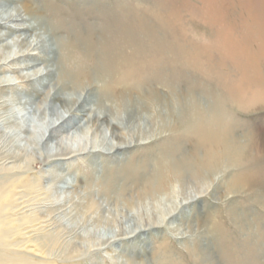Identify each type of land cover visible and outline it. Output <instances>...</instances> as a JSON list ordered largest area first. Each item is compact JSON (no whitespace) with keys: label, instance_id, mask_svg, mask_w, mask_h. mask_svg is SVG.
Masks as SVG:
<instances>
[{"label":"rangeland","instance_id":"obj_1","mask_svg":"<svg viewBox=\"0 0 264 264\" xmlns=\"http://www.w3.org/2000/svg\"><path fill=\"white\" fill-rule=\"evenodd\" d=\"M204 2L0 0L25 19L0 49L26 38L39 72L0 66V264H264V0ZM58 96L86 152L38 142Z\"/></svg>","mask_w":264,"mask_h":264},{"label":"bare ground","instance_id":"obj_2","mask_svg":"<svg viewBox=\"0 0 264 264\" xmlns=\"http://www.w3.org/2000/svg\"><path fill=\"white\" fill-rule=\"evenodd\" d=\"M203 2V5L204 6H207L209 7V4L204 2V0H201ZM185 2V1H184ZM185 5V4H184ZM189 6V5H188ZM1 8V7H0ZM185 8V7H184ZM189 8V7H188ZM2 10V9H1ZM25 15L28 16V17H34L35 14L32 13V11L29 9H25ZM8 13V14H7ZM7 13L3 14L0 13V14H3L5 15L4 17H0L1 18V22L3 21L4 24L7 23V24H14V26H20V28H23V24L21 23H24L25 22V19L22 18L21 16V13H20V10H13V11H8ZM216 21V19H215ZM8 28V27H7ZM19 29V28H18ZM10 30H13L10 28ZM22 30V29H21ZM22 32V31H21ZM19 33V32H18ZM3 36L0 35V43H2L4 40H2ZM7 44V43H5ZM32 46V42H30L29 40H27L26 38H23V39H20L17 38L15 40H12V44H7V45H3L0 49V62H3V64H0V66L3 68V66H11L9 69H18V71L16 73H18V77L15 78V80H19V83L20 82H32L34 81L35 82V78L33 80L29 79L30 77L32 76H36L39 72H35V73H32L31 75H29L27 72L32 69V65H22L20 64L19 67L16 68V65H18L19 63H17L18 60H22V58H24V56H29V54H26V52L28 51H31L30 48ZM35 50V49H34ZM239 51V50H238ZM236 50L235 48H231L229 51H227V54H228V58L232 56V54H235ZM241 52V50L239 51ZM26 55H25V54ZM225 56V55H224ZM223 56V57H224ZM226 57V58H227ZM225 58V57H224ZM227 58V59H228ZM20 60V61H21ZM27 60V59H26ZM24 61V60H23ZM29 61V60H28ZM81 61V60H80ZM25 62V61H24ZM23 62V63H24ZM30 62H33V61H30ZM82 62V61H81ZM79 63V64H82V63ZM244 64V63H243ZM248 65V63H245L243 68H245L246 66ZM79 66V65H78ZM34 67V66H33ZM249 67V66H248ZM5 68V67H4ZM6 70V69H4ZM8 71V70H7ZM10 71V70H9ZM26 72V73H25ZM11 73V72H10ZM25 73V74H24ZM2 74V73H0ZM9 74V73H8ZM24 74V75H23ZM4 75V74H3ZM37 77V76H36ZM40 77V76H39ZM53 77V76H52ZM11 79V78H10ZM54 79V78H53ZM241 79V78H240ZM4 80L6 81V78H4ZM14 80V81H15ZM9 81L11 80H8L7 82L9 83ZM41 81V80H40ZM6 82V84H8ZM12 82V81H11ZM13 83V82H12ZM3 84V83H2ZM14 84V83H13ZM18 84V82H17ZM254 84V83H253ZM4 85V84H3ZM14 86V85H12ZM17 86V85H16ZM21 86V85H20ZM4 88V87H3ZM76 92V91H75ZM55 95H53L54 97ZM36 97V96H35ZM51 99V97H50ZM47 101V100H46ZM42 102V101H41ZM53 103H51V107L52 109H50L51 112H54L53 114H51L52 116H50V124H46L45 122H42L41 125H38L37 126V129H40L41 131V134L38 136V139H39V143H42L45 147H47V144H45V142H49L51 141L52 139L55 138V143L53 144V148L58 150L59 151V154L57 153V155H61V156H64L66 155L67 152H70V153H75L76 152H86L87 148L86 146L88 145V143H84L82 144V137L76 132V133H73L72 135H63L65 132H68V130L70 128H66V130L63 132H55L57 130V128L63 123L66 121L65 119V115L71 113L72 110H74L76 107L80 106L82 104V102H80L79 100V97L78 98H67L65 96H58L56 98V100H53L52 101ZM44 103V102H43ZM48 103V101H47ZM35 104V103H34ZM45 104V103H44ZM49 104V103H48ZM48 106V105H46ZM35 107V106H34ZM31 109V108H30ZM80 109V108H79ZM41 108L38 109V111H40ZM43 110L45 111V113L48 110V108H46L45 106L43 107ZM87 110V109H86ZM85 111V110H84ZM32 112V111H31ZM85 113V112H84ZM93 113V112H92ZM33 116V115H32ZM88 119L86 121V124H85V127H84V130L86 131H89L90 129V126L89 125H94V127H98V126H105L104 128V133H103V137L102 139H100V144H98L99 146H105L107 148H101L105 151H117V150H121L123 149L124 147H127L128 144L126 141L123 140V136L119 133H117L116 131H114V127L112 126V124L110 122H107V121H104V118H100V117H97V116H91V115H88ZM34 117H32V122L35 123L34 121ZM52 117V118H51ZM40 118V117H39ZM44 119V117H43ZM37 122V121H36ZM29 123V122H28ZM39 123V122H38ZM23 124V123H22ZM21 124V125H22ZM57 124V126H56ZM25 125V124H24ZM56 126V127H55ZM64 126V125H63ZM41 127V128H40ZM25 128V127H24ZM36 128V127H35ZM25 131V130H24ZM37 132V131H35ZM90 132V131H89ZM26 135V134H25ZM37 135V133H35V136ZM27 138V137H26ZM97 136L96 134L94 135V139L97 140ZM26 141V140H25ZM24 141V142H25ZM34 141V140H33ZM35 142V141H34ZM28 143V141H27ZM33 143V142H32ZM51 143V142H50ZM93 143V147L92 149L95 150L97 147H96V143L95 141L92 142ZM30 144V143H29ZM35 144V143H34ZM38 144V143H37ZM5 145V144H4ZM31 145V144H30ZM37 146V145H36ZM35 147V146H34ZM75 147L76 150H74L73 148ZM48 148V147H47ZM100 148V147H99ZM91 149V148H90ZM21 151V150H20ZM30 153V152H28ZM69 154V153H68ZM28 156V155H27ZM205 168V167H204ZM207 168V167H206ZM66 180V179H65ZM150 188V187H149ZM150 192V191H149ZM9 197L6 196L5 197V201H8ZM184 201V200H183ZM95 207V205H90V208H93ZM11 208V207H10ZM171 208V207H170ZM145 213V212H144ZM170 213V211H169ZM169 213H164L163 215H161L160 217H151L148 221H145L144 223H139V225H137L136 227H132L130 230L133 231L134 229H139V228H145V227H156L158 224H161V222L164 221V219L169 215ZM146 216V215H145ZM173 216V215H172ZM150 217V216H149ZM171 217V216H170ZM139 220V219H138ZM167 221V220H166ZM10 223V222H9ZM133 225V224H132ZM131 225V226H132ZM18 227V226H17ZM52 228V227H51ZM121 228V227H119ZM127 230V229H126ZM127 232V231H126ZM114 233V232H113ZM127 233L125 232H119L117 233L116 236H114L115 238H120L122 236H125ZM113 237V239H115ZM50 250V249H49Z\"/></svg>","mask_w":264,"mask_h":264}]
</instances>
